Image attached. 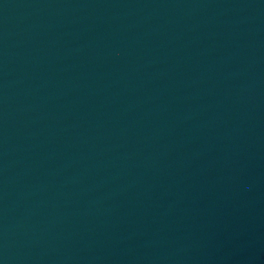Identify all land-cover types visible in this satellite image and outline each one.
Wrapping results in <instances>:
<instances>
[{"label": "water", "instance_id": "water-1", "mask_svg": "<svg viewBox=\"0 0 264 264\" xmlns=\"http://www.w3.org/2000/svg\"><path fill=\"white\" fill-rule=\"evenodd\" d=\"M0 264H264V0H0Z\"/></svg>", "mask_w": 264, "mask_h": 264}]
</instances>
